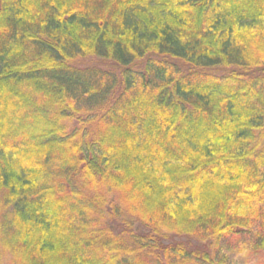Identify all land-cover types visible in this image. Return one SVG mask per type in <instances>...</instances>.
Returning a JSON list of instances; mask_svg holds the SVG:
<instances>
[{
  "label": "trees",
  "instance_id": "16d2710c",
  "mask_svg": "<svg viewBox=\"0 0 264 264\" xmlns=\"http://www.w3.org/2000/svg\"><path fill=\"white\" fill-rule=\"evenodd\" d=\"M245 234L264 0H0V264H233Z\"/></svg>",
  "mask_w": 264,
  "mask_h": 264
},
{
  "label": "rangeland",
  "instance_id": "374dc122",
  "mask_svg": "<svg viewBox=\"0 0 264 264\" xmlns=\"http://www.w3.org/2000/svg\"><path fill=\"white\" fill-rule=\"evenodd\" d=\"M95 63L101 68H109L103 61L97 60ZM89 64H92V62ZM109 69L115 71L113 68ZM252 242L253 236L251 234H245L240 238L225 241L222 247L227 250L225 253L227 262L231 261L233 264H264V254L255 253L250 247ZM8 261V258L5 259L3 264H9Z\"/></svg>",
  "mask_w": 264,
  "mask_h": 264
}]
</instances>
